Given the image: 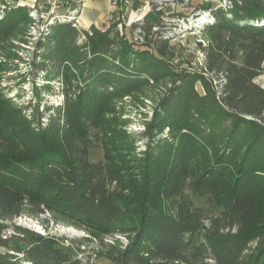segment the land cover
Here are the masks:
<instances>
[{
	"label": "trees",
	"instance_id": "16d2710c",
	"mask_svg": "<svg viewBox=\"0 0 264 264\" xmlns=\"http://www.w3.org/2000/svg\"><path fill=\"white\" fill-rule=\"evenodd\" d=\"M1 2L0 40L33 21L20 0ZM230 2L212 10L201 71L176 69L171 38L149 40L157 16L133 23L143 43L122 34L119 21L86 29L66 15L49 25L32 65L56 71L64 103L33 105L26 116L0 111L9 148L0 156V264H99L74 257L50 234L12 225L13 234L1 235L16 217L45 212L101 241L132 233L102 264H264V243L250 245L264 236V222L237 232L206 225L243 220L264 189V88L256 82L264 73V0ZM151 81L163 91L138 155L106 114L110 101ZM92 135L104 145L103 162L89 159ZM177 194L183 200L173 212L165 199Z\"/></svg>",
	"mask_w": 264,
	"mask_h": 264
},
{
	"label": "rangeland",
	"instance_id": "374dc122",
	"mask_svg": "<svg viewBox=\"0 0 264 264\" xmlns=\"http://www.w3.org/2000/svg\"><path fill=\"white\" fill-rule=\"evenodd\" d=\"M63 2V0H20V5L31 7L30 14L33 21L29 26L16 31L15 35L0 40V111L17 109L26 116L32 112L33 105L40 104L42 111L44 107L64 103L63 82L61 78L56 77V71L35 70L32 65L36 43L41 35L47 31L51 23L56 20L63 21L67 15ZM218 4V0H182L180 3L165 1L159 10L155 6L148 15L157 16L161 24L152 29V33L148 36L149 40L155 41L161 36L171 38L170 45L175 51L173 63L177 66L176 69L201 71L205 65V55L200 43L204 47L208 45L205 28L207 24L199 23L197 26L193 19L197 17L196 13L199 9L214 8ZM119 22L122 23L118 25V29L130 40L138 43L146 40L140 28L134 30L132 28L133 23L137 21L128 23L120 20ZM219 81L216 78L214 85L221 91ZM256 82L264 88V73L256 79ZM196 89L200 94H205L201 83L196 84ZM162 91L159 85L151 81L140 92L114 99L109 103L107 119L112 120V126L123 133L124 139L138 155H143L146 149L148 139L143 136V132L146 130L147 122L152 118L156 100L160 98ZM46 118L47 116H44L43 121H46ZM161 135L167 136L168 129ZM91 139L89 159L103 162L104 145L93 135ZM8 151V146L0 140V156L6 155ZM111 186L116 188L117 183L112 182ZM181 200H183L182 196L177 194L165 199V203L170 211L176 212V206ZM251 221L255 222V225L264 222V189L257 193L250 213L243 220L231 222L223 220L218 223L207 220L206 225L210 228L214 224L225 232H237L244 227V222ZM7 225L8 228L1 234L3 236L14 233L12 225L50 234L59 238L61 247L74 257L99 264L107 263L104 256L112 246H126L132 235L127 230L121 229L106 235L101 241L91 237L83 229L54 221L49 212L37 216L24 213ZM261 243H264V236L254 238L250 245L255 248ZM205 264H216V262L208 259Z\"/></svg>",
	"mask_w": 264,
	"mask_h": 264
},
{
	"label": "crops",
	"instance_id": "0c3cea01",
	"mask_svg": "<svg viewBox=\"0 0 264 264\" xmlns=\"http://www.w3.org/2000/svg\"><path fill=\"white\" fill-rule=\"evenodd\" d=\"M63 6L70 15L72 11L78 10L76 23L80 27L90 28L95 25L104 29L111 23L122 20L133 23L135 21V11L138 10L146 1L132 0L128 11L120 10L116 0H63Z\"/></svg>",
	"mask_w": 264,
	"mask_h": 264
},
{
	"label": "built area",
	"instance_id": "2783aa9c",
	"mask_svg": "<svg viewBox=\"0 0 264 264\" xmlns=\"http://www.w3.org/2000/svg\"><path fill=\"white\" fill-rule=\"evenodd\" d=\"M171 1L174 2V0H150L146 1L138 10L135 11V21H140L144 17L148 16V14L153 11L154 7L157 8V10L162 8V5L164 2ZM132 0H116V3L119 5L121 11H128L130 8ZM219 4L216 5L214 8H206V9H199L196 13V18L193 19V21L197 24L202 23L203 25L211 23L213 21L212 17V10L216 9L218 7H226L231 4L230 0H218ZM78 10L72 11L70 15H68L66 18L69 20H74L76 22V14ZM203 18V19H202ZM120 21V20H119ZM122 21V20H121ZM134 21V22H135ZM122 23V22H120ZM119 23V24H120ZM77 23H75L76 25Z\"/></svg>",
	"mask_w": 264,
	"mask_h": 264
},
{
	"label": "bare ground",
	"instance_id": "6f19581e",
	"mask_svg": "<svg viewBox=\"0 0 264 264\" xmlns=\"http://www.w3.org/2000/svg\"><path fill=\"white\" fill-rule=\"evenodd\" d=\"M203 19V18H202Z\"/></svg>",
	"mask_w": 264,
	"mask_h": 264
}]
</instances>
